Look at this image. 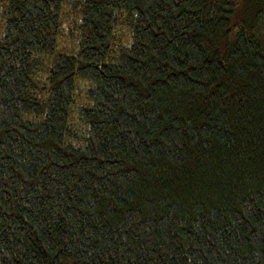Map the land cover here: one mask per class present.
Returning <instances> with one entry per match:
<instances>
[{
	"label": "trees",
	"instance_id": "1",
	"mask_svg": "<svg viewBox=\"0 0 264 264\" xmlns=\"http://www.w3.org/2000/svg\"><path fill=\"white\" fill-rule=\"evenodd\" d=\"M0 10V264H264V0Z\"/></svg>",
	"mask_w": 264,
	"mask_h": 264
},
{
	"label": "rangeland",
	"instance_id": "2",
	"mask_svg": "<svg viewBox=\"0 0 264 264\" xmlns=\"http://www.w3.org/2000/svg\"><path fill=\"white\" fill-rule=\"evenodd\" d=\"M0 13H2V11L0 10ZM1 16V15H0ZM1 23H2V19H1V17H0V26H1ZM66 37H64L62 40H63V43L65 44V45H69L70 44V42H71V38H72V35H69V33L67 34V35H65ZM84 88H85V86L83 85V84H78V87H77V92H76V96H75V98H76V104H77V106H79L80 104H81V102H82V99H83V97H84V92H83V90H84ZM75 109V108H74Z\"/></svg>",
	"mask_w": 264,
	"mask_h": 264
}]
</instances>
